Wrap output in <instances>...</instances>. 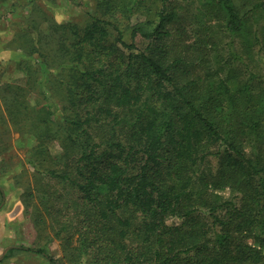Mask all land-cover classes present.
<instances>
[{
	"label": "trees",
	"instance_id": "1",
	"mask_svg": "<svg viewBox=\"0 0 264 264\" xmlns=\"http://www.w3.org/2000/svg\"><path fill=\"white\" fill-rule=\"evenodd\" d=\"M207 1L225 11L229 32L243 28L232 0ZM168 2L162 0L156 24H138L131 36L168 35L165 23L174 17ZM251 10L264 14V1H253ZM109 28L115 42L104 44ZM92 31L91 68H81L82 52L71 56L77 73L71 89L82 107L68 121L77 130L64 129L78 149L74 184L94 264H264V91L251 82L256 75L232 89L230 69L225 80L201 91L197 81L177 83L164 59L136 54L135 43L124 42L113 23L94 19ZM107 117L108 137L92 142L86 128ZM223 187L230 198L212 195ZM18 250L54 262L41 248L9 252Z\"/></svg>",
	"mask_w": 264,
	"mask_h": 264
},
{
	"label": "rangeland",
	"instance_id": "2",
	"mask_svg": "<svg viewBox=\"0 0 264 264\" xmlns=\"http://www.w3.org/2000/svg\"><path fill=\"white\" fill-rule=\"evenodd\" d=\"M253 1L232 0L244 21L233 33L220 6L169 0L165 6L174 17L165 23L168 35L154 40L133 38L131 32L138 24L157 23L162 0H0V264H94L93 250L83 240L87 231L81 228L84 202L74 184L80 180L74 171L78 149L64 129L77 130L68 122L82 107L71 89L77 82L71 56L82 52L81 68L92 64L95 46L88 39L95 35L89 32L93 20L113 23L124 42L135 43L136 54L164 59L177 83L197 81L203 91L225 80L232 69L235 76L226 81L228 86L235 89L252 73L251 82L261 92L264 14L251 10ZM115 37L116 30L109 28L102 42H115ZM114 111L120 117L129 114ZM110 118L92 120L86 128L92 142L106 140ZM116 128L125 134V128ZM245 148L250 152L248 144ZM215 163L217 159L210 160L208 166ZM211 193L231 197L226 187ZM18 247L41 248L54 262L35 252H9Z\"/></svg>",
	"mask_w": 264,
	"mask_h": 264
}]
</instances>
